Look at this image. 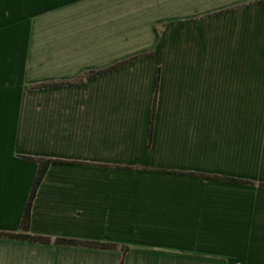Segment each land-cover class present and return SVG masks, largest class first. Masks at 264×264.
Listing matches in <instances>:
<instances>
[{"label":"crops","instance_id":"obj_1","mask_svg":"<svg viewBox=\"0 0 264 264\" xmlns=\"http://www.w3.org/2000/svg\"><path fill=\"white\" fill-rule=\"evenodd\" d=\"M88 1L0 0V264H264V0ZM27 157L32 234L127 251L10 236Z\"/></svg>","mask_w":264,"mask_h":264},{"label":"trees","instance_id":"obj_2","mask_svg":"<svg viewBox=\"0 0 264 264\" xmlns=\"http://www.w3.org/2000/svg\"><path fill=\"white\" fill-rule=\"evenodd\" d=\"M123 62H120L116 65H114L112 68H115L119 65H121ZM100 72V71H99ZM98 71H91L89 72V76H93L97 73ZM83 81V78L79 79L78 82ZM42 86H45L47 84H41ZM29 159H32L39 164V171L37 178L34 182L33 189L31 192V196L24 214L23 218V224H22V231L17 234H10L12 237H17V238H22L25 240H31V241H40V242H45V243H59V244H71V245H84V246H89V247H97V248H105V249H121L124 253L127 251V246L126 245H119L117 243H112L108 241H95V240H78V239H73V238H51L49 236H43V235H35L32 234L30 231V221H31V209H32V203L33 200L36 196L37 190L43 180V178L46 175L47 169L51 162H53V159L50 158H44V157H27ZM225 180L228 181H235V179L232 178H224Z\"/></svg>","mask_w":264,"mask_h":264},{"label":"rangeland","instance_id":"obj_3","mask_svg":"<svg viewBox=\"0 0 264 264\" xmlns=\"http://www.w3.org/2000/svg\"><path fill=\"white\" fill-rule=\"evenodd\" d=\"M175 0H89L88 10H174ZM157 23V27L159 26Z\"/></svg>","mask_w":264,"mask_h":264}]
</instances>
